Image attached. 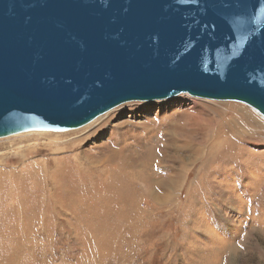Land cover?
<instances>
[{"label":"rangeland","instance_id":"1","mask_svg":"<svg viewBox=\"0 0 264 264\" xmlns=\"http://www.w3.org/2000/svg\"><path fill=\"white\" fill-rule=\"evenodd\" d=\"M38 132L0 137V264H264V119L247 105L180 93Z\"/></svg>","mask_w":264,"mask_h":264},{"label":"water","instance_id":"2","mask_svg":"<svg viewBox=\"0 0 264 264\" xmlns=\"http://www.w3.org/2000/svg\"><path fill=\"white\" fill-rule=\"evenodd\" d=\"M179 93L264 119V0H0V137Z\"/></svg>","mask_w":264,"mask_h":264},{"label":"bare ground","instance_id":"3","mask_svg":"<svg viewBox=\"0 0 264 264\" xmlns=\"http://www.w3.org/2000/svg\"><path fill=\"white\" fill-rule=\"evenodd\" d=\"M180 94V93H179ZM178 95V94H177ZM175 96V95H174ZM172 97V96H171ZM167 98H169V97H167ZM164 99H166V98H164ZM158 100H161V99H158ZM133 101H138V100H133ZM101 115V114H100ZM100 115H98V116H100ZM98 116H96V117H98ZM95 117V118H96ZM94 118V119H95ZM92 121V120H91ZM228 121V120H227ZM89 123V122H88ZM87 124V123H86ZM237 125V124H236ZM78 128V127H77ZM38 131H40V132H43V131H45V130H36V129H34V130H26V131H21L22 133H30V132H38ZM53 131V130H52ZM226 133L225 134H228L229 135V137L230 136H232V135H236L237 136V134L238 133H240V132H242V131H236V130H232V129H230V128H228V126H226ZM237 132V133H236ZM39 133V132H38ZM236 133V134H235ZM13 134H15V133H13ZM17 134H21V133H19V132H17ZM240 134H242V133H240ZM10 135H12V134H10ZM63 146H64V148H66L67 149V147L69 146V143H63L62 144ZM44 146H46L47 147V149H49V148H53V150H59V149H61V151H63L64 152V150L65 149H62L63 147L62 146H59V145H53V144H44ZM203 146V145H202ZM210 146H214L212 149L210 148ZM210 146H208V147H206V151H209L210 149V152H207V153H209V155H210V153L212 152V156L214 155V153L215 154H217V150H219V148H228L230 145L229 144H221V141H219V140H216L212 145H210ZM62 147V148H61ZM209 148V149H208ZM41 149H44V148H41ZM226 150V149H225ZM58 152V151H57ZM201 153H203V150L201 151ZM228 154V153H227ZM225 155V154H224ZM227 156H230V154H228ZM224 157H226V156H224ZM232 157V156H231ZM205 159L207 160L208 159V156L207 157H205ZM204 159V160H205ZM205 160V161H206ZM52 161V159H48V163H50Z\"/></svg>","mask_w":264,"mask_h":264}]
</instances>
